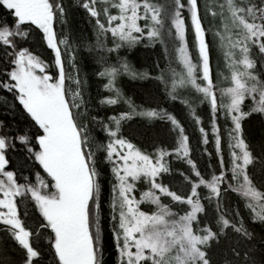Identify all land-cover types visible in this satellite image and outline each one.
<instances>
[{
    "label": "snow or ice",
    "instance_id": "obj_1",
    "mask_svg": "<svg viewBox=\"0 0 264 264\" xmlns=\"http://www.w3.org/2000/svg\"><path fill=\"white\" fill-rule=\"evenodd\" d=\"M0 10V264H106L105 204L116 264H264V0Z\"/></svg>",
    "mask_w": 264,
    "mask_h": 264
},
{
    "label": "trees",
    "instance_id": "obj_2",
    "mask_svg": "<svg viewBox=\"0 0 264 264\" xmlns=\"http://www.w3.org/2000/svg\"><path fill=\"white\" fill-rule=\"evenodd\" d=\"M3 10H0L2 12ZM70 27L73 33L74 39H82L85 42L89 40V37L91 35V28L90 26H86L85 18L80 14L76 13L74 17H70ZM189 44L192 43V35L191 32H189ZM140 50H145V53L148 54V63H141L140 62ZM163 53L164 48L162 45H157L154 48H145L143 45L138 46L136 49L131 51H123L121 55H126L129 62L132 63L137 68H142L144 66H147L149 64H153L160 61L161 64L164 63L163 61ZM77 61L80 65L81 69V77H87L88 78V89L91 92V94L94 96L100 89V85L97 82V78L95 76V70H96V63L94 58L89 55L86 48H80L77 50ZM213 63L215 65V56L213 58ZM129 89V94L132 93H139L141 92L138 89L137 84L128 81L125 85ZM5 115V111L3 108L2 103H0V118H2ZM191 126H189V132H191ZM105 198H107L108 192L107 190L104 193ZM104 260L106 261V264H116V255H115V246L114 242L111 238L110 228L107 224V205L105 204V224H104Z\"/></svg>",
    "mask_w": 264,
    "mask_h": 264
},
{
    "label": "rangeland",
    "instance_id": "obj_3",
    "mask_svg": "<svg viewBox=\"0 0 264 264\" xmlns=\"http://www.w3.org/2000/svg\"><path fill=\"white\" fill-rule=\"evenodd\" d=\"M140 56H139V58H140V62L141 63H148V54L147 53H145V50H140ZM138 89L142 92L143 90L142 89H140L139 87H138ZM5 253H6V255H8L9 257H12V256H14L15 255V253L12 251V249H11V246H9L7 249H5Z\"/></svg>",
    "mask_w": 264,
    "mask_h": 264
}]
</instances>
